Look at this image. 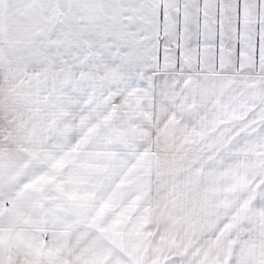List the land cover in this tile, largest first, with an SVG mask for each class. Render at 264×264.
I'll return each mask as SVG.
<instances>
[{
    "label": "snow or ice",
    "instance_id": "1",
    "mask_svg": "<svg viewBox=\"0 0 264 264\" xmlns=\"http://www.w3.org/2000/svg\"><path fill=\"white\" fill-rule=\"evenodd\" d=\"M0 264H264V0H0Z\"/></svg>",
    "mask_w": 264,
    "mask_h": 264
}]
</instances>
